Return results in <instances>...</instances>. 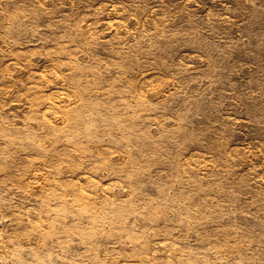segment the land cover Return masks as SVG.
<instances>
[{
	"label": "rangeland",
	"instance_id": "obj_1",
	"mask_svg": "<svg viewBox=\"0 0 264 264\" xmlns=\"http://www.w3.org/2000/svg\"><path fill=\"white\" fill-rule=\"evenodd\" d=\"M0 264H264V0H0Z\"/></svg>",
	"mask_w": 264,
	"mask_h": 264
}]
</instances>
